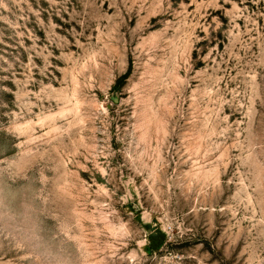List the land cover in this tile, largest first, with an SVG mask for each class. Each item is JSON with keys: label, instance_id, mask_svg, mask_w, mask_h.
<instances>
[{"label": "rangeland", "instance_id": "obj_1", "mask_svg": "<svg viewBox=\"0 0 264 264\" xmlns=\"http://www.w3.org/2000/svg\"><path fill=\"white\" fill-rule=\"evenodd\" d=\"M0 264H264V0H0Z\"/></svg>", "mask_w": 264, "mask_h": 264}]
</instances>
